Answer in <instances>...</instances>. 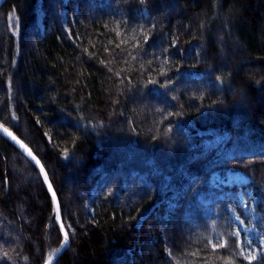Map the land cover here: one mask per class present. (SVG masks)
<instances>
[{
  "label": "trees",
  "instance_id": "16d2710c",
  "mask_svg": "<svg viewBox=\"0 0 264 264\" xmlns=\"http://www.w3.org/2000/svg\"><path fill=\"white\" fill-rule=\"evenodd\" d=\"M0 122L56 264H264V0H7ZM62 243L0 135V264Z\"/></svg>",
  "mask_w": 264,
  "mask_h": 264
},
{
  "label": "water",
  "instance_id": "95a60500",
  "mask_svg": "<svg viewBox=\"0 0 264 264\" xmlns=\"http://www.w3.org/2000/svg\"><path fill=\"white\" fill-rule=\"evenodd\" d=\"M6 1L7 0H0V8L4 5V3ZM0 125H2L3 128H7L8 131L10 133H12V136L16 137V139L15 140L12 139V136H9L7 133H5L3 131V128H0V135L3 136L4 138H6L7 140H9L12 144H14L22 152V154H24L31 161V163L37 168L48 192L50 193V195L52 197V199H53V193L55 194V199H53V202H54V207H55L56 222H57L58 228L60 229V231L63 235V243H62L61 247L59 248V250L56 252V254L51 258V260L49 259L47 262H45V264H56L58 259L66 252V250H68L70 248V245H71V240H70L69 235H68L67 241H65V239H64V234H65V232H67V229H66L64 221H63L62 208H61V204H60V200H59V197L57 195V192H56V190L52 184V181L50 179V175H49L46 167L44 166V164L40 160V158L34 153L32 148L29 147L13 130L6 127L1 122H0ZM19 142H22L23 145H25L26 147L22 148L20 146ZM29 151H31L32 156L28 155ZM33 157H35V159H33ZM37 160L39 161L38 164L36 163ZM41 167L43 168V171H41ZM45 174L47 175V180H45ZM49 185H51V187H49ZM57 217H59V218H57ZM67 234H68V232H67Z\"/></svg>",
  "mask_w": 264,
  "mask_h": 264
},
{
  "label": "rangeland",
  "instance_id": "374dc122",
  "mask_svg": "<svg viewBox=\"0 0 264 264\" xmlns=\"http://www.w3.org/2000/svg\"><path fill=\"white\" fill-rule=\"evenodd\" d=\"M37 13H38L39 25L41 27H43L42 20H43V17H44V11L40 7V8H38V12ZM213 180L214 181H221L222 179L218 175H214ZM225 181L226 182H234V183L247 184L250 180H249V178L243 172L236 171V170H229L228 173H227V175H226ZM250 207L251 206L249 204L246 207V210H250ZM90 210L92 211L93 208L90 207ZM234 222L237 223V231L239 230V231H242V232H246L248 235L250 234L251 229L245 228L241 220H239L238 218L235 217L234 218ZM51 258H52V256H51Z\"/></svg>",
  "mask_w": 264,
  "mask_h": 264
},
{
  "label": "snow or ice",
  "instance_id": "6c2138e0",
  "mask_svg": "<svg viewBox=\"0 0 264 264\" xmlns=\"http://www.w3.org/2000/svg\"><path fill=\"white\" fill-rule=\"evenodd\" d=\"M0 128H3V126L0 125ZM3 131H4L5 133H7L9 136H12V133H10V132L8 131L7 128H3ZM12 139L15 140L16 137H15V136H12ZM19 143H20V146H21L22 148H25V147H26L25 145H23L22 142H19ZM28 155H29V156H32L31 151L28 152ZM33 159H35V157H33ZM36 163L38 164L39 161L37 160ZM41 171H43V168H42V167H41ZM45 180H47V175H46V174H45ZM49 187H51V185H49ZM53 199H55V194H54V193H53ZM57 218H59V217H57ZM233 235H235V234H233ZM64 239H65V241H67V239H68V234H67V232H65V234H64ZM49 259L51 260V257H49ZM249 259H254V257H251V256H250Z\"/></svg>",
  "mask_w": 264,
  "mask_h": 264
},
{
  "label": "bare ground",
  "instance_id": "6f19581e",
  "mask_svg": "<svg viewBox=\"0 0 264 264\" xmlns=\"http://www.w3.org/2000/svg\"><path fill=\"white\" fill-rule=\"evenodd\" d=\"M7 127V126H6ZM25 142V141H24ZM26 143V142H25ZM27 144V143H26ZM14 145V144H13ZM28 145V144H27ZM15 146V145H14ZM29 146V145H28ZM30 147V146H29ZM35 153V152H34ZM36 154V153H35ZM41 160V159H40ZM47 262V261H46Z\"/></svg>",
  "mask_w": 264,
  "mask_h": 264
}]
</instances>
